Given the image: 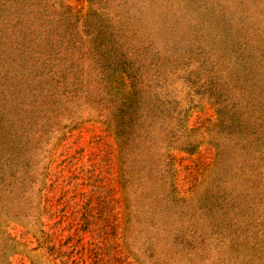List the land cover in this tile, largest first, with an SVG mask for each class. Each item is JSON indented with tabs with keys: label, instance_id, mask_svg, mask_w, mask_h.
Masks as SVG:
<instances>
[{
	"label": "rangeland",
	"instance_id": "rangeland-1",
	"mask_svg": "<svg viewBox=\"0 0 264 264\" xmlns=\"http://www.w3.org/2000/svg\"><path fill=\"white\" fill-rule=\"evenodd\" d=\"M257 117L264 0H0V264H264Z\"/></svg>",
	"mask_w": 264,
	"mask_h": 264
},
{
	"label": "trees",
	"instance_id": "trees-1",
	"mask_svg": "<svg viewBox=\"0 0 264 264\" xmlns=\"http://www.w3.org/2000/svg\"><path fill=\"white\" fill-rule=\"evenodd\" d=\"M264 117H262V119H260L259 117H257L256 119H254L252 122H251V125H249L250 127V130H249V134L252 135L253 134V137L255 138H251L250 141L252 144L256 143L255 141H258L260 140V145L264 144ZM248 135V134H247ZM257 137V138H256ZM225 192V191H224ZM224 192L220 193V194H217V197H218V200L219 199H222V202H227V198L223 195ZM232 208H234V206H231ZM54 210V208L51 209V212L52 213ZM233 212V211H232ZM224 215L227 214V211H224L223 213ZM251 216L249 218L247 217H240L239 219V228L241 229L242 232H245V234H248V228L250 227L251 225ZM229 223L230 225H232V220L229 219ZM84 225H85V229H89L90 232H94V236L97 234L96 232V225H95V222L93 220H90V219H84ZM119 247L117 248L119 254L117 255V259L119 260V264H138L137 263V260L136 259H133V257L131 256L130 252L128 251V255L125 254L122 246L118 245ZM53 248H56L58 254H59V257H62L64 261H66L67 259L71 258V251L67 250V249H63L62 248V251L60 249V247H62V245L60 244H53L52 245ZM95 247V246H94ZM93 247V248H94ZM114 246H110V243L107 245V248L106 249H111L113 248ZM261 248H264L263 245H261ZM64 255L67 259L64 258ZM113 255V254H112ZM74 258V257H73ZM72 258V259H73ZM113 256L109 259L110 261H113ZM76 259V257H75ZM74 259V260H75ZM80 260H82V263L81 264H84L85 261L83 259V257L81 256ZM76 262L78 263L79 260H76ZM110 264V263H109ZM112 264V263H111Z\"/></svg>",
	"mask_w": 264,
	"mask_h": 264
}]
</instances>
